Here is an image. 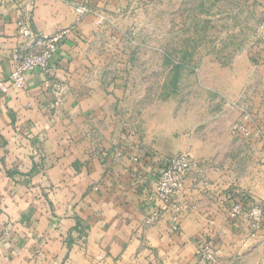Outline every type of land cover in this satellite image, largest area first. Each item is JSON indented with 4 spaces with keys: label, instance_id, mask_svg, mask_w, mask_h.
<instances>
[{
    "label": "crops",
    "instance_id": "1",
    "mask_svg": "<svg viewBox=\"0 0 264 264\" xmlns=\"http://www.w3.org/2000/svg\"><path fill=\"white\" fill-rule=\"evenodd\" d=\"M20 8L0 0V80ZM31 10L36 33H69L45 73L0 93V264H204L205 245L216 264H264V222L251 236L231 215L249 198L264 205V0ZM180 153L193 166L172 232L155 189L159 159Z\"/></svg>",
    "mask_w": 264,
    "mask_h": 264
},
{
    "label": "built area",
    "instance_id": "2",
    "mask_svg": "<svg viewBox=\"0 0 264 264\" xmlns=\"http://www.w3.org/2000/svg\"><path fill=\"white\" fill-rule=\"evenodd\" d=\"M21 5L19 14L15 21L16 32L19 42L15 46L12 70L8 77L0 80V93L8 94L11 90H22L24 88L27 74L40 72L45 73L49 61L57 53L59 45L68 36L69 30L62 29L50 36L36 33L33 29L32 7L39 0H17ZM79 19L92 13L89 6L83 5L76 8ZM45 87L49 88L56 97L55 105L60 103L56 85L51 80L45 81ZM234 129H240L234 126ZM160 168L157 175L155 198L160 203L158 213L162 215L171 210L175 213L171 218L170 229L172 232L179 231V207L175 198L181 191L183 184L193 166V160L189 153H180L170 157L159 159ZM231 215L243 218L254 236L262 227L264 222V205L253 199H247L246 208L241 204L233 205ZM150 220L146 222L149 224ZM201 260L215 262L217 253L208 245L201 248L198 253Z\"/></svg>",
    "mask_w": 264,
    "mask_h": 264
},
{
    "label": "rangeland",
    "instance_id": "3",
    "mask_svg": "<svg viewBox=\"0 0 264 264\" xmlns=\"http://www.w3.org/2000/svg\"><path fill=\"white\" fill-rule=\"evenodd\" d=\"M91 9V8H90ZM92 10V9H91ZM169 10H172L171 8L169 9ZM185 11V12H184ZM186 11H187V8H185L184 10H183V16L184 17H187V14H186ZM89 15H91V14H89ZM165 16H169V18L171 19V17H172V11L171 12H167L166 13V15ZM85 17V16H84ZM180 17H182V13H181V15H180ZM83 18V17H82ZM81 18V19H82ZM168 18V19H169ZM81 19H79V21L81 20ZM102 26V25H101ZM164 26V28L166 29V31L168 30V26L167 25H163ZM170 26V25H169ZM182 24H181V28H182ZM154 25H153V27H152V25H150L149 26V32H153L154 31ZM154 33V32H153ZM167 36V35H166ZM131 37H133V36H131ZM134 42V41H133ZM161 42H162V45L164 46V47H167V48H170L171 46H172V43H171V40L170 39H167V37H166V39L165 40H161ZM153 43V45L155 44V42H152ZM152 45V44H151ZM243 222H244V220H242ZM217 262L215 261V262H205L204 264H216Z\"/></svg>",
    "mask_w": 264,
    "mask_h": 264
}]
</instances>
